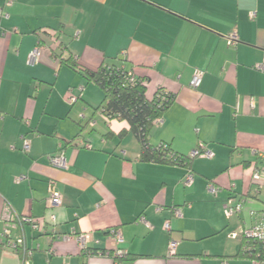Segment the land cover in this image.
I'll return each mask as SVG.
<instances>
[{
	"label": "crops",
	"instance_id": "1",
	"mask_svg": "<svg viewBox=\"0 0 264 264\" xmlns=\"http://www.w3.org/2000/svg\"><path fill=\"white\" fill-rule=\"evenodd\" d=\"M5 2L0 216L8 204L38 225L11 226L10 237L23 238L34 251L28 257L0 244V264H114L94 252L116 248L125 251V264H255L230 232L264 210V72L254 68L264 60V0ZM233 32L238 41L229 46L226 35ZM36 45L39 56L29 63ZM68 56L76 68L61 62ZM112 64L147 79L148 96L159 88L173 95L149 133L150 145L168 143L183 155L202 145L213 156H194L187 167L143 161L134 134L118 135L126 121L106 120L97 110L102 119L91 124L93 113L76 107L94 83L82 73ZM195 69L203 71L197 88L190 86ZM102 98L97 85L95 110ZM59 150L65 169L47 159ZM187 168L194 179L186 186ZM208 183L217 187L215 195ZM52 191L59 192V205L50 204ZM239 200L241 211L227 218L223 209ZM78 233L91 236L85 250Z\"/></svg>",
	"mask_w": 264,
	"mask_h": 264
},
{
	"label": "trees",
	"instance_id": "2",
	"mask_svg": "<svg viewBox=\"0 0 264 264\" xmlns=\"http://www.w3.org/2000/svg\"><path fill=\"white\" fill-rule=\"evenodd\" d=\"M61 62L76 68V62L71 56L61 59ZM82 74L87 82L96 83L103 91L102 101L96 110H100L106 120L126 121L128 128L121 130L118 135L122 136L126 131L134 134L141 147V160L189 166V155L175 152L168 143L165 147L162 143L152 146L148 141L153 121L162 118L173 100V95L164 88H159L152 96H148V80L137 77L125 66L102 65L96 70L85 69ZM160 91L164 93V99L157 95ZM243 244L250 245V251H242ZM240 253L251 260L264 262V241L242 239ZM127 258L125 255L124 259Z\"/></svg>",
	"mask_w": 264,
	"mask_h": 264
},
{
	"label": "built area",
	"instance_id": "3",
	"mask_svg": "<svg viewBox=\"0 0 264 264\" xmlns=\"http://www.w3.org/2000/svg\"><path fill=\"white\" fill-rule=\"evenodd\" d=\"M13 0H6L5 4L9 5L12 3ZM8 14L4 11V7L0 6V18L2 17H7ZM238 41V36L236 34V32L230 33L228 35H226V42L229 46L234 45L236 42ZM40 53V46L36 45L29 53L28 55V61L29 63H34ZM254 68L257 70H260L262 72H264V60L260 63H257L254 65ZM129 76H131V73L128 74ZM202 76H203V71L199 70V69H195L192 78L190 80V86L193 88H197L202 80ZM80 90H82L80 88ZM69 99L71 100V102H74L76 100V97L73 96L71 94V92L69 91ZM157 95L159 97H161V99L165 98V95L163 92H159L157 93ZM162 122L161 118H156L153 121V124H159ZM23 140V145H22V149L24 151H27L29 148V142L28 140L21 135L20 137ZM163 147H165L167 144L166 143H162ZM202 148V145H201ZM195 149L190 153V158L194 157V156H203V157H212L213 154L211 151L207 150V149ZM47 159L49 161V163L59 169H65L67 167L66 161H65V157H64V153L62 150L57 151L56 153L53 154H49L47 155ZM253 181L254 182H258L261 178V173L258 170H255L253 173ZM194 176L193 173L190 171L189 168H187L183 178H182V183L184 185H190L193 182ZM207 191L212 194L215 195L218 192L217 187L212 184V183H208L207 187H206ZM50 200V204L51 205H59L61 203V196L59 194V192L56 191H52L49 197ZM242 209V201H236L235 203H231L229 201L228 205L223 209V213L224 215L228 218L231 217L232 215L240 212ZM174 213L175 215H180V211L179 209H174ZM51 219L54 220V216H51ZM141 221H145L144 217H141L140 219ZM28 223L31 225V227L36 228L38 225V222L28 216H24V215H19L17 213H15L10 206L7 204L4 208L3 214L0 216V225H1V229H0V244L7 248V249H11L13 251H18L21 250L23 252V254H25V256L30 257L34 251L33 248H27L25 246L24 240L23 238H17V239H12L10 237V232H11V226H22L23 224ZM164 229L166 230H170V225L168 221H165L164 223ZM115 242L116 243H121L122 242V237L120 235V233L118 231H113L112 232ZM230 236L232 238H236V239H240V240H244V241H249V240H259V241H264V210L259 211V212H255L252 215V220L251 222L246 225L241 227L239 230H234L232 232H230ZM75 239L79 245V247L81 248V250H85L87 248V242L89 240H91V236L89 233H78L75 235ZM175 247H176V243L172 240L169 241L168 244V251H169V255H174L175 253ZM250 245L248 244H243V246L241 247V250L246 252V251H250ZM91 253V252H90ZM95 254H100V255H106V256H111L114 260V264H125L123 263V258L125 256V251L123 249L120 248H116L113 251H97L94 252ZM255 264L257 263V261L252 260ZM22 264H30L28 262V260L23 259ZM222 264H227L226 262H223Z\"/></svg>",
	"mask_w": 264,
	"mask_h": 264
},
{
	"label": "rangeland",
	"instance_id": "4",
	"mask_svg": "<svg viewBox=\"0 0 264 264\" xmlns=\"http://www.w3.org/2000/svg\"><path fill=\"white\" fill-rule=\"evenodd\" d=\"M91 89L95 91H90ZM80 94L85 95V97L87 98H84V101L79 100L76 107H79L85 116L89 117L93 113L94 117L93 119H91V124L96 123L100 118L102 119L100 112H97V110H95V105L97 104V85L94 83L88 84L86 87H84V92ZM83 108H85L86 110H84Z\"/></svg>",
	"mask_w": 264,
	"mask_h": 264
}]
</instances>
